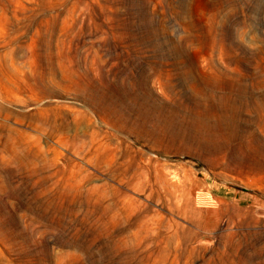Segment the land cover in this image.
<instances>
[{"label": "rangeland", "instance_id": "374dc122", "mask_svg": "<svg viewBox=\"0 0 264 264\" xmlns=\"http://www.w3.org/2000/svg\"><path fill=\"white\" fill-rule=\"evenodd\" d=\"M217 71L264 105V0H0V264H264V169L187 124Z\"/></svg>", "mask_w": 264, "mask_h": 264}, {"label": "bare ground", "instance_id": "6f19581e", "mask_svg": "<svg viewBox=\"0 0 264 264\" xmlns=\"http://www.w3.org/2000/svg\"><path fill=\"white\" fill-rule=\"evenodd\" d=\"M225 76L228 77L225 72L217 71L214 79H208L204 86L194 85V91L200 98L189 104L194 117L187 120V124L198 126L202 142L206 143L197 147L210 151L213 156L225 155L230 150L233 156L232 164L236 167L244 168L246 172L263 170L264 148L254 132L238 130L237 120L242 113L256 111L258 117L255 124L264 130V105L254 107L245 99L238 101L235 95L244 96L247 86L232 82L230 78L227 81L224 79ZM261 84H264V76L253 78L250 86L257 87ZM219 92L221 95H218ZM120 93L122 96H129L127 92ZM102 114L105 118L113 120L112 105L106 104Z\"/></svg>", "mask_w": 264, "mask_h": 264}]
</instances>
